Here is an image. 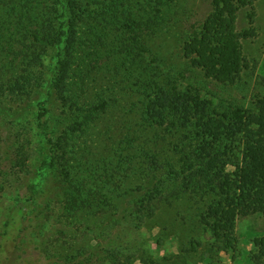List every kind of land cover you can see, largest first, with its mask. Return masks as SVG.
Instances as JSON below:
<instances>
[{"label":"trees","instance_id":"1","mask_svg":"<svg viewBox=\"0 0 264 264\" xmlns=\"http://www.w3.org/2000/svg\"><path fill=\"white\" fill-rule=\"evenodd\" d=\"M160 1L157 4L163 6ZM255 1L211 0L212 12L200 32L194 31L183 44L188 67L218 85H234L247 68L239 41L255 34L253 29L235 31L236 14L251 7L252 23ZM144 5L146 0H0V97L16 95L22 101L34 91L47 90L66 106L71 102L65 95L67 79L83 64L89 49L90 56L114 63V78L135 72L140 40L149 32L152 36L154 27L164 21L157 6L148 22L143 15L133 18L131 9L137 6L142 11ZM48 58L53 65L45 79ZM7 74L13 81H6ZM262 85L246 107L216 104L190 86L181 89L170 73H154L132 85L140 99L118 105L124 113L111 131L118 163L103 178L113 190L101 194L66 172L42 205L15 204L0 233V264H133L138 259L158 264L126 238L152 224L163 205L170 208L179 200L195 209L190 220L203 233L211 231L213 244L206 260L234 250L238 219H260L263 230L253 240L249 263L264 264ZM109 87L114 91L115 83ZM101 99L84 123H93L98 111H109L112 104ZM42 117L37 116V127L44 136ZM47 143L55 146L50 139ZM20 147L17 157L23 165L29 157ZM38 183L29 187L33 202L40 192L35 188H42ZM56 208L61 226L49 235L51 226L39 215ZM166 227L160 229L165 232ZM181 234L175 233L182 255L174 264H183L188 253L203 252L201 239Z\"/></svg>","mask_w":264,"mask_h":264},{"label":"rangeland","instance_id":"2","mask_svg":"<svg viewBox=\"0 0 264 264\" xmlns=\"http://www.w3.org/2000/svg\"><path fill=\"white\" fill-rule=\"evenodd\" d=\"M157 1L146 0L145 9L142 11L137 6L131 9L133 18L143 15L144 20L148 22L155 13L154 7L157 6L160 9L159 15L164 19L154 27L152 36L149 32L140 40L139 47H142V50L133 64V68L137 66L135 72L130 73L129 70L125 75L119 74L114 78V63H107L105 57L90 56L92 49H89L83 64L78 65L67 79L65 95L71 102L66 106L54 95H47V90L34 91L22 101H19L16 95L0 97V233L15 204L23 202L42 205L52 195L53 184L62 181L66 172L76 180L88 182V186L101 194L113 190L111 184L104 185L103 178L104 173L115 171V165L118 163V158L114 157L118 148L115 149V139L112 138L111 131L124 113L118 105L123 106L127 101L137 103L140 99L132 87L135 83L141 84L145 79L153 77L154 73H170L177 79L181 89L190 86L216 104L233 103L243 107L251 103L254 96L262 91L264 0H256L253 3L252 23L248 19L252 12L251 7L240 8L236 14L235 31L253 29L255 34L239 41L247 68L242 70L240 78L231 86L218 85L205 79L199 70L188 67V61L183 58L184 42L194 31L200 32L203 22L212 12L211 0H161L163 6L157 4ZM134 9L139 11L133 14ZM79 33L84 39L82 32ZM44 65L43 76L47 79L53 61L48 58L44 60ZM126 65L130 63L127 62ZM9 75L7 74L6 81H13L14 78ZM114 83L113 91L109 86ZM97 98H107L112 106L107 112H96L93 123H84V117H87L91 107L98 105ZM111 98L117 99L119 104L112 103ZM90 111L92 112V109ZM40 114L43 115V128H47L44 136L37 127V116ZM108 127L110 132L105 131ZM28 137L30 146L27 145ZM47 139L55 146L48 144ZM22 145L25 155L29 157L23 165L17 157ZM52 158L55 159L54 167L49 169L48 163ZM36 182H39L42 188H35L40 192L33 202L30 200L32 188L29 187H34ZM61 188L64 189L65 185ZM60 202L64 203V200L61 199ZM194 212L195 209H190L186 200H179L170 208L163 205L152 224L141 231H135L126 241L141 246L158 264H174V258L182 255L175 233L189 236L194 234L201 239L203 252L200 250L192 256L188 253L185 261H182L183 264H250L253 240L263 230L260 219H238L235 225L234 250L218 256L213 255L212 250V259L206 260L207 249L212 247L213 238L211 231L206 230L203 233L200 226L190 220ZM39 217L45 225L51 226L49 235L54 234L55 229L61 226L56 218L57 208ZM181 217H184L185 221H182ZM160 227H166L168 230L164 232ZM189 247V244L185 245L186 250ZM133 264L143 262L138 259Z\"/></svg>","mask_w":264,"mask_h":264}]
</instances>
